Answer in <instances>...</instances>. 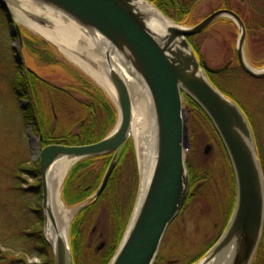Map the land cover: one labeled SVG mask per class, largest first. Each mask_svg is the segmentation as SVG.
I'll return each mask as SVG.
<instances>
[{
    "label": "water",
    "instance_id": "water-1",
    "mask_svg": "<svg viewBox=\"0 0 264 264\" xmlns=\"http://www.w3.org/2000/svg\"><path fill=\"white\" fill-rule=\"evenodd\" d=\"M26 3L50 12L92 38H100L109 48L101 52V70L117 97L118 122L99 142L66 146L52 144L40 148V140L27 130L32 157L39 164L44 237L55 264H74L70 239L58 236L52 243L47 224H55L48 193V173L62 158L78 162L113 154L96 198L108 181L128 144L133 119V99L125 77L139 84L146 95L154 120V144L148 175L142 182L135 207L109 264H155L170 225L182 211L190 192L186 165L188 112L186 98L194 101L215 129L229 158L235 184L236 203L229 223L217 243L194 264H254L264 229V176L257 154L255 135L242 108L220 91L209 74L228 70L201 63L188 38L202 34L219 19H229L238 28L236 54L241 69L249 77L264 79V69L252 67L245 56L247 29L234 11L222 9L202 22L187 26L175 22L148 0H0V10L10 24L11 35L19 42L12 46L13 61L23 64L21 31L14 23L11 7ZM116 60L118 66L113 65ZM211 147L207 146L205 154ZM83 207L76 208L74 216Z\"/></svg>",
    "mask_w": 264,
    "mask_h": 264
},
{
    "label": "rangeland",
    "instance_id": "rangeland-1",
    "mask_svg": "<svg viewBox=\"0 0 264 264\" xmlns=\"http://www.w3.org/2000/svg\"><path fill=\"white\" fill-rule=\"evenodd\" d=\"M186 1L193 4L187 17L188 26L197 25L222 9L232 10L246 19L249 26L245 45L246 59L252 67L264 69V0ZM15 11L16 8L11 7L13 24L20 28L22 34L20 50L26 65L48 80L49 86H54L53 89H48L41 84L37 85L39 94L35 99L44 110V117L40 121L45 124V131L54 138H59L65 132L77 134L83 125L86 126L84 118L88 116L79 102L90 99L77 89L82 88L81 83L76 81L78 78L87 82L90 88L97 89L114 108L117 120L108 127L109 135L118 122L116 103L55 44L23 24ZM39 24H42L41 21ZM195 37L194 42L199 47L197 57L201 62H205L210 68H222L229 62L233 63L228 72L218 80L228 93L237 98L250 120L264 176V79H252L240 68L236 54L238 28L231 20L219 19L206 32ZM18 41L16 34L11 35L10 24L5 13L0 10V251L10 255L4 264H13L18 259H25L27 264H42L44 260L39 253L29 256L20 250L5 249L4 245L6 241L18 239L22 232H33L40 226L33 211L37 209L41 182L40 177L31 176L34 173L33 165L38 162L33 160V150L26 138L27 130L30 128L36 139L41 138L34 133V122L27 121L22 116L20 109L24 103L13 93L18 69L13 61L12 46ZM57 89L64 90L65 94ZM84 90L88 91L87 88ZM185 110L189 111L188 106ZM190 118L192 119L189 114L188 150L185 152L187 167L189 171L200 175L202 180L190 188V199L169 227L160 251L159 264H187L200 255L203 258L224 233L235 207L234 202L236 203L233 171L217 133L204 118L196 117L193 124ZM128 144L132 153L128 154L129 162L138 170L140 185L138 152L133 137ZM207 146L211 149L205 154ZM40 148L42 149L41 140ZM65 181L62 200L68 209L76 211L78 205L69 204L63 196ZM74 218L69 227L70 242V228ZM110 219V212L100 207L93 221L82 231L85 249L83 262H89L90 255L96 253V248L107 240L112 228ZM27 246L32 245L29 243ZM75 262L76 260L74 264ZM255 262L264 264V229Z\"/></svg>",
    "mask_w": 264,
    "mask_h": 264
},
{
    "label": "trees",
    "instance_id": "trees-1",
    "mask_svg": "<svg viewBox=\"0 0 264 264\" xmlns=\"http://www.w3.org/2000/svg\"><path fill=\"white\" fill-rule=\"evenodd\" d=\"M156 5L158 9H160L165 15L170 17L177 23L187 25L189 19L187 18L192 11V2H187L186 0H148ZM240 15V14H239ZM196 37L188 38V41L192 45L196 54L198 53L199 47L196 46L194 39ZM230 69V68H229ZM228 69V70H229ZM222 72L220 74H209V79L212 83L222 91L226 96L230 99L236 101L240 104L236 97L232 94L228 93L227 90L219 83L218 78L223 74L228 72ZM26 78H23L21 75H17L15 88H19L20 84L25 82ZM76 80V79H75ZM79 83H81L82 88H77L81 92L89 97V101H80L79 103L84 108L86 115V126H82L81 131L77 134H71L65 132L59 138H54L51 133L48 134L45 131V124L40 121L44 115V110L40 102L36 99L38 97L39 88L37 87L36 80L31 78L30 81V91L29 96L31 99L33 98L31 105L33 106V112H29L24 115V119L27 121H33L35 125L34 133L39 135L41 138L42 148L52 145V144H61L66 146H82L89 145L96 142L101 141L107 135L108 127H111L113 123L117 120V115L114 108L107 102L100 92L97 89H92L89 87L88 83L78 79ZM76 84H79V83ZM41 85L45 86L48 89V85L44 84L43 80H40ZM76 87V86H75ZM84 88L88 89L85 91ZM53 89V88H52ZM83 89V90H82ZM58 90V89H57ZM61 93H64L58 90ZM65 94V93H64ZM36 98V99H35ZM185 105L188 106V116L190 114V122L193 124L196 117L204 118L211 126V122L202 109L191 99L187 98ZM241 105V104H240ZM242 107V106H241ZM90 117V120H89ZM213 127V126H212ZM222 145V143H221ZM223 147V145H222ZM224 149V147H223ZM225 151V149H224ZM226 153V152H225ZM128 154L132 155L129 150V144L126 146L122 156L119 160L118 166L111 176L108 186L105 192L100 196L97 203L102 200H107L109 191H114L115 196L113 200L108 198V200L113 202V212L111 214L112 218V236L110 240H108V244L104 251L100 253H94L90 255L89 262H83L82 256L85 253L82 231L85 229L86 225L91 223V219L89 214L91 213L92 207H88L82 210L71 227V246L73 250L74 260H76L75 264H109L114 254L116 253L120 242L124 236L128 223L130 221L137 194L139 189V177L138 170L136 166H132L129 162ZM227 156V154H226ZM113 155H106L101 157H94L84 161L79 162L73 169L70 171L63 190V196L66 198L71 205H78L86 201L92 194H94L102 183V179L106 173V170L111 163ZM228 158V156H227ZM229 161V158H228ZM230 164V161H229ZM131 165V167H130ZM231 166V164H230ZM232 168V167H231ZM32 177L39 178L40 170L39 164L33 165ZM190 173V188H192L197 182H200L202 179L200 175L195 174L194 172L189 171ZM31 174V173H29ZM234 176V174H233ZM235 181V180H234ZM42 191L39 193V199L37 201V209L33 211L37 223L40 224L39 228L33 232L21 233L18 239H14L11 241H6L5 249L8 250H20L25 255L32 256L34 253H39V256L43 258L42 264H55L53 251L50 245L45 240L42 227L44 224L43 212L41 208L42 202ZM190 194L188 196L187 201L190 199ZM186 201V202H187ZM235 204V202H234ZM233 204V205H234ZM234 207V206H233ZM31 243V247H28L27 244ZM1 249V248H0ZM260 251V247L258 252ZM258 252L256 255V261L258 258ZM9 253H5L0 251V264H4L5 261L9 258ZM201 255L197 258H194L187 264H194L201 259ZM161 261V253L155 264H159ZM13 264H27L25 259H18L13 261ZM256 264V262L254 263Z\"/></svg>",
    "mask_w": 264,
    "mask_h": 264
},
{
    "label": "bare ground",
    "instance_id": "bare-ground-1",
    "mask_svg": "<svg viewBox=\"0 0 264 264\" xmlns=\"http://www.w3.org/2000/svg\"><path fill=\"white\" fill-rule=\"evenodd\" d=\"M16 5L15 12L18 17H21L19 19L23 24L55 44L70 61L92 77L117 103L116 92L102 73L100 65V53L109 48L106 42L100 38H92L86 35L60 17L36 6L23 2ZM40 21L43 25L39 24ZM112 63L118 66L115 59ZM118 70L128 85L133 99V119L130 135L136 143L141 179L144 183L152 157L154 120L146 95L139 84L125 77L119 67ZM72 165V160L62 158L55 162L48 173L49 201L55 224H52L51 221L48 222L47 237L52 243L56 241L58 236L64 237L66 241L68 240L69 227L76 212L68 209L62 200L63 183Z\"/></svg>",
    "mask_w": 264,
    "mask_h": 264
},
{
    "label": "flooded vegetation",
    "instance_id": "flooded-vegetation-1",
    "mask_svg": "<svg viewBox=\"0 0 264 264\" xmlns=\"http://www.w3.org/2000/svg\"><path fill=\"white\" fill-rule=\"evenodd\" d=\"M243 20H244V23H245V26H246V29H247V33H248V27L249 26L247 24V20L246 19H243ZM11 33H12V31H11ZM15 34L17 35V38H18V34L16 32H15ZM21 38H22V36H21ZM20 54H21V50H20ZM21 56H22V59H23V64L21 66H17L18 75H21L23 78H26V79H25V82H23L22 84H20V87L19 88H15L14 87L13 93L19 98L18 100L21 103H24V104H21V109H20L21 110V113H22V116H24L25 114H28L29 112H31V113L33 112V114H34V110L32 108L33 106L31 105V102H32L33 98L31 99V97L29 96V91H30V88L29 87H30V84H31L30 83L31 78H34L36 80L37 85L41 84L40 83V80H43L44 81V84L48 85V87L53 88L54 86H52V85L49 86L48 80H46L45 78H42L35 70H33L32 68H30L29 66H27L26 63H25V61H24V57H23L22 54H21ZM61 91L63 92L64 90H61ZM121 156H122V154H121ZM121 156H120V158H121ZM118 163H119V161H118ZM118 163H117L114 171L116 170V168L118 166ZM114 171H113V173H114ZM113 173H112V175H113ZM108 183H109V181H108ZM107 186H108V184H107ZM107 186H106V188H107ZM99 188H98V190H99ZM106 188L100 194V196L105 192ZM98 190L94 194H92L86 201H84L81 204H78V206H82L83 205V207L78 211V213L76 214L73 222L75 221L76 217L78 216V214L82 210H84V209H86L88 207H92V206H94V207H93L91 213L89 214L91 221H93V218L95 217V214L97 213V210L100 207H103V208L107 209L108 212H110V218H111V214L113 212V210H112V208H113V202H114V201H111V200H113L114 197H116L115 196V192L114 191H109L107 200H102L101 202L97 203L98 199L100 198V196L96 198V195L98 193ZM111 197H112V199H111ZM108 198L111 199V200H108ZM110 223H111V227H112V218L110 219ZM71 227H72V225H71ZM110 229H111V231L109 233V236H108L107 240L103 241L101 243V245L96 248V250H95L96 253H100V252H102V251L105 250V248H106V246L108 244V240H110V237L112 236V228H110ZM70 236H71V228H70ZM71 238H72V236H71ZM83 244H84V239H83ZM71 249H72V246H71ZM72 255H73V250H72ZM73 259H74V255H73Z\"/></svg>",
    "mask_w": 264,
    "mask_h": 264
}]
</instances>
